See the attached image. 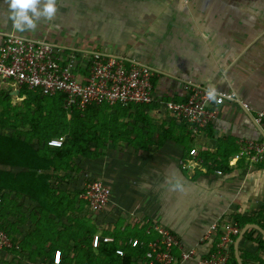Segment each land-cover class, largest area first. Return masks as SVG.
<instances>
[{"label": "crops", "instance_id": "0c3cea01", "mask_svg": "<svg viewBox=\"0 0 264 264\" xmlns=\"http://www.w3.org/2000/svg\"><path fill=\"white\" fill-rule=\"evenodd\" d=\"M8 16V4L0 0V33L151 67L155 95L162 102H184L193 85H211L236 93L241 103H225L197 134L159 104L89 106L79 120L81 151L58 160L52 149L37 150L33 164L44 167L34 172L51 176L50 183L0 185L5 205L0 224L10 241L0 250V264H47L57 251L62 264H80L89 248L90 264H113L100 246L93 247L91 225L94 236L115 239L108 244L125 251L138 240L143 244L136 248L144 252L158 239L152 227L162 225L178 237L183 250L197 252L195 259L177 264H198L215 254L224 227L234 225L240 233L231 237L230 255L238 264V256L242 264H264L259 229L264 230V161L235 163L245 142L262 138L255 119L264 112V0H58L55 20H41L35 31L22 33ZM80 74L86 82V69ZM2 90L13 105L26 99L12 83L2 84ZM193 149L207 172L181 166L192 159ZM0 170L12 175L32 171L5 165ZM93 180L112 191L108 206L98 213L80 197ZM46 205L66 213L43 218L40 210ZM214 224L217 232L204 240ZM174 254L180 259L179 249ZM145 257L133 258L132 264H152ZM117 259L121 264L122 257Z\"/></svg>", "mask_w": 264, "mask_h": 264}, {"label": "built area", "instance_id": "2783aa9c", "mask_svg": "<svg viewBox=\"0 0 264 264\" xmlns=\"http://www.w3.org/2000/svg\"><path fill=\"white\" fill-rule=\"evenodd\" d=\"M186 1V0H184ZM86 69V82L81 79L80 70ZM155 71L151 67L122 56L93 52L89 55L66 52L54 44L25 38L14 34L0 33V83H12L15 87L39 91L43 96H65V109L72 112H84L93 104L106 103L110 106L132 104L162 105L178 119L184 120L197 134L205 130L216 119L219 108L225 103H241L236 93L217 91V102L206 95V88L193 85L189 97L184 102H162L156 98L153 78ZM84 80V78H83ZM246 107V105L243 104ZM256 124L261 132L260 141H248L243 144L235 163L245 160L249 166H255L264 161V112L257 113ZM65 137L49 141L52 147H62ZM190 159L181 162L183 169L195 171L201 169L202 160L198 151L191 150ZM216 173L222 175V170ZM112 195L111 189L100 180L90 181L81 198L88 203L92 212L98 213L106 209ZM2 198L0 196V204ZM152 230L158 239L146 254L152 264H177L193 260L197 256L195 250L185 251L178 237L162 225H154ZM218 230V224L212 225L205 234L204 240H209ZM240 229L234 225L224 227L215 254L198 260V264H229L230 244L233 236ZM111 236L95 235L93 247L101 243H113ZM138 240L131 241L132 247L142 245ZM10 246L5 231L0 228V250ZM181 251L180 259L174 250ZM118 256L124 257L125 251L118 249ZM47 264H62V253L57 251L52 262Z\"/></svg>", "mask_w": 264, "mask_h": 264}, {"label": "trees", "instance_id": "16d2710c", "mask_svg": "<svg viewBox=\"0 0 264 264\" xmlns=\"http://www.w3.org/2000/svg\"><path fill=\"white\" fill-rule=\"evenodd\" d=\"M20 95L26 97L24 102L21 105H13L12 97L5 90L0 93V165L23 167L32 171L22 175H12L0 170V185H32L33 183L47 185L52 177L45 173L37 174L34 172L37 168L44 167L33 164L34 158L38 156L37 150L42 147L52 149L56 152L55 156L58 160L68 159L70 155H73L74 150L81 151L79 120H82V112L73 110L68 118L69 112L65 109V96L62 94L43 96L39 91L23 87ZM73 115L77 116L76 121L71 119ZM4 130L11 131L12 134L5 135ZM61 137H65L62 147L52 148L49 146L51 139ZM87 142L90 143V141ZM2 190L1 187L0 192ZM11 190L17 193L22 192L19 187L14 186L11 187ZM31 198L33 197L31 196ZM4 207V203H1L0 214ZM41 208L40 212L45 216L43 218L50 214L59 218L66 213V211L62 212L61 207L57 205H46ZM73 208L74 206L68 207L69 210ZM0 228L4 230L1 224ZM89 228L90 235L94 238L95 229L92 225ZM249 239L252 238L249 237ZM118 248L117 244L102 243L98 249L110 263L118 264L117 257H120L116 253ZM89 250L80 255V264H90L92 256ZM146 250L148 252V249H145L144 252L139 248L128 250L125 247L126 254L122 257L121 264H132V259L145 256ZM231 264H238L234 256H231Z\"/></svg>", "mask_w": 264, "mask_h": 264}, {"label": "clouds", "instance_id": "9594fccd", "mask_svg": "<svg viewBox=\"0 0 264 264\" xmlns=\"http://www.w3.org/2000/svg\"><path fill=\"white\" fill-rule=\"evenodd\" d=\"M9 7L8 18L18 32L35 31L41 20L53 21L58 13V0H5ZM207 97L213 102L217 99L215 86L205 90Z\"/></svg>", "mask_w": 264, "mask_h": 264}, {"label": "water", "instance_id": "95a60500", "mask_svg": "<svg viewBox=\"0 0 264 264\" xmlns=\"http://www.w3.org/2000/svg\"><path fill=\"white\" fill-rule=\"evenodd\" d=\"M0 88H1V83H0ZM259 229L264 234V230H262L261 228H259ZM238 261H239V264H242L241 260L239 259V256H238Z\"/></svg>", "mask_w": 264, "mask_h": 264}]
</instances>
